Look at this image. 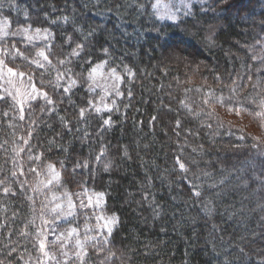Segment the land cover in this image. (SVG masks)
Returning <instances> with one entry per match:
<instances>
[{
	"label": "trees",
	"instance_id": "16d2710c",
	"mask_svg": "<svg viewBox=\"0 0 264 264\" xmlns=\"http://www.w3.org/2000/svg\"><path fill=\"white\" fill-rule=\"evenodd\" d=\"M166 1V7L177 12L175 21L157 18V10L152 8L155 0H38L35 9L28 0H17L19 11L8 7L0 10L12 22L13 30L27 26L23 16L26 10L30 29L48 28L53 37L52 52L55 47L62 59L77 43L85 45L81 57L66 66L84 77L89 69L85 60L92 66L108 61L106 68H116L122 77L120 88L124 92L121 97L112 95L108 99L116 100L119 111L99 113L105 118L111 116V127L103 126L100 116L86 114V121L79 117L78 108L87 106L90 99L96 106H103L98 90L89 93L88 84L81 81L72 93L59 95L51 115L35 105L31 114L29 109L25 112L23 122L4 118L0 121V167L6 171L0 176L10 174L7 170H23L25 175L20 179L27 180L28 186H38L44 180L27 171L34 163L29 164L19 152L21 138L31 131L33 156L41 158L35 164L40 165L41 160L52 163L61 172L64 187L57 190V195L65 189L80 191L73 177L90 192L105 194L103 206L96 212L117 218L112 234L100 238L107 239L103 247L116 251L118 256L108 264H258L264 257V140L244 129V119L223 108L216 109L218 117L234 129H242L247 137L244 142L223 130L220 135H210L213 129L203 127L197 116L209 90L230 84L238 74L256 78L260 66L250 57L252 51L264 54V9L253 17V10L260 8L259 0L161 3ZM243 3L246 15L253 18L230 17L228 9ZM186 11L192 14L185 15ZM221 11L225 19L219 27L216 22L220 18L216 20L212 14ZM65 16L68 21L63 19ZM53 20L56 23H51ZM118 21L125 35L116 30ZM174 37L183 38L185 44L172 53L166 43ZM17 41L21 49L31 47L24 37H15L12 42ZM125 66L132 69L133 77L124 72ZM55 67L63 70L65 66ZM259 75L264 77V70ZM240 83L242 94L252 90L247 79ZM227 91L224 87L225 94ZM60 117H65L68 127ZM246 118L258 128L251 116ZM14 122L23 130L7 126ZM212 123L215 127V121ZM52 140L57 147L49 145ZM257 141L258 147H253ZM102 151V159L96 161ZM178 158L187 172L179 169ZM59 161L64 162V169ZM77 161H88L89 167L74 170ZM105 163L109 164L108 171L104 170ZM193 185L194 192H201L200 197L192 192ZM18 187L9 197L3 196L0 187V224L4 225L0 228V248L15 244L18 253L25 260L31 257L35 264L39 252L31 251V244L11 233L24 229L29 221L39 224L34 209H39L43 196L29 190L28 195L37 198L32 204L19 194ZM205 206L214 209L211 215L205 213ZM92 214L77 210L75 220H69L78 228L95 230L97 222ZM57 224L59 230L68 223L61 220ZM25 246L29 252L24 251ZM87 249V263L102 264L107 252L95 250L93 244ZM0 259H5L3 254Z\"/></svg>",
	"mask_w": 264,
	"mask_h": 264
},
{
	"label": "snow or ice",
	"instance_id": "6c2138e0",
	"mask_svg": "<svg viewBox=\"0 0 264 264\" xmlns=\"http://www.w3.org/2000/svg\"><path fill=\"white\" fill-rule=\"evenodd\" d=\"M160 2L161 0H156L152 8L154 10L158 9ZM4 7L19 11L17 0H0V10ZM155 14L159 20L168 19L175 21L177 19L176 13L172 11H165L163 13L156 12ZM191 14L190 11L185 12V15ZM23 16L27 26H17L13 30L10 19L0 11V121L4 118L19 122L25 121V112L33 106V102L40 106L41 112H55L57 102L50 95L49 91L44 89L47 87L50 90H58L59 94L57 95V99H59V95L72 93L78 84V78L83 76V73H74L72 68L66 65L71 64L73 59H79L81 57L85 45L77 43L65 59L59 60L58 63L65 66L63 70H60L53 65L50 59V56L55 55L52 52V33L48 28L42 29L36 27L33 30V34L28 35L32 26L29 13L25 10ZM63 19L68 21L69 18L65 16ZM51 23H56V21L53 20ZM15 37H25L26 43L31 45V47H25L23 50L17 47V43L20 41L12 42ZM211 39V37H208L209 42H211ZM39 40L48 43H45L42 47H37L36 41ZM68 42H71V38H69ZM32 49H36L34 55L32 54ZM104 52L106 55L108 54L107 49H104ZM250 59L256 61L260 66L256 68L257 75L255 79L251 75L245 77L238 74L237 78L232 79L230 84L224 85L219 90L211 89L203 96L201 104L199 105L201 111L197 118L202 120L203 127L213 129L210 135H220L221 130H223L227 135L235 136L241 142L247 139L242 129H234L231 124H226L225 121L218 117L216 109L219 108H223L226 113H231L238 118L251 116L257 124L264 127V77L259 75L264 70V54L257 55L255 51H252ZM85 63L89 64L90 70H85L87 75L83 78L88 84V92L91 93L99 86L93 74L98 69H103L108 61L98 63L95 66H92L91 62L87 60H85ZM53 69L56 71L55 81L50 78ZM124 72L128 77L134 76L132 69L127 66L124 67ZM109 77H114L116 81L110 87L111 95L115 97L123 96L124 92L121 91L119 83L122 77L117 74L116 68L109 69ZM37 79L39 81V87L34 82ZM244 79L249 81L252 90L242 94L243 85L240 81ZM217 80H219V77H217ZM224 87L228 89L227 94L224 92ZM108 93L109 89L106 88L105 96ZM131 94V89H129L128 96H131ZM105 96L100 97L103 107L96 106L91 99L87 101V106L79 107V117L86 121V114L90 111H95L97 114L101 112L111 113L113 110L119 111L115 99L112 100L111 104L104 103ZM69 102L71 103L70 97ZM10 113L15 114V117ZM99 118L103 126L111 127L114 124L111 116H108V118L100 116ZM60 120L64 127H68V121L65 117H60ZM212 121H215V127ZM32 123H35V121H32ZM177 124L179 126V121ZM9 127L18 128L20 124L14 122ZM236 133L240 134L236 135ZM12 135L15 136V133ZM31 138V131L26 133V138H21V143L26 147H21L19 152H27L29 161L35 163L36 160H40L41 158L39 156H33L34 146L30 143ZM48 143L52 147L58 146L54 140ZM258 145L259 142L257 141L253 144V147H258ZM127 154V149H125L124 155L127 156ZM103 155L104 152L102 151L95 157V160L100 161ZM177 163L181 171L187 172L185 164L180 162L179 158L177 159ZM59 164L61 169H64V162L59 161ZM88 167V161H77L74 165V170ZM38 168L42 169L43 174L46 176V180L39 181L38 186H28L27 180L20 179V176L25 175L24 171L17 173L16 171L7 170L10 174L0 176V187L3 189L4 197L13 196L15 194L13 188L17 185L19 186L17 189L19 194L25 197L26 200L31 201L32 204L37 202V198L28 195L29 190L37 195L43 196V199L39 201V209H34L39 224L35 220L29 221L25 224L24 229H20L11 234L18 235L20 238L26 240L27 243L31 244V251L39 252V255L35 257V264H48L49 261H54L55 264H75L76 261H79V264H87L86 249L88 245L93 244L98 245V248H103V245L108 243V240H98L96 236H89L87 234H83V238H81L82 234L78 231V225L58 230L57 222L64 220L71 225L76 218L77 208H100L105 194L103 192H90L87 187L79 181H76L73 177L72 182L79 184L80 191L71 192L65 189L61 195H57V190L63 189L64 187L63 183L60 182L61 172L56 169L54 164L48 163L45 165L42 160L40 165L30 167L27 171L35 175ZM108 169L109 164L105 163L104 170L108 171ZM5 171L4 167H0V173H4ZM204 175L208 176L210 174L204 173ZM220 183L223 184V181ZM210 187H215V185H210ZM193 188H195V185H193ZM194 195L200 197L201 192L195 191ZM204 211L207 215H211L214 209L205 206ZM69 217H72L73 220H69ZM95 218L98 222L103 221L97 227L106 228L108 230L107 234L110 236L113 226L117 223V218L115 216L106 217L100 214H97ZM3 227L4 225L0 224V228ZM69 242L72 243L71 250H67ZM4 248H7V251H4ZM52 248L59 250V255L63 257V262L57 258V254L52 251ZM24 251L29 252V249L25 246ZM240 251L243 253L244 249L241 248ZM0 254H3L5 257V259H0V264H6V261L7 264H11L12 260H16L17 264H32L31 257H29V260H25L24 256L18 253L15 244L11 247L5 244L3 248H0ZM115 258L116 253L109 249L107 250V255L104 256L102 264H108L110 259L114 261ZM258 264H264V257L261 258Z\"/></svg>",
	"mask_w": 264,
	"mask_h": 264
},
{
	"label": "rangeland",
	"instance_id": "374dc122",
	"mask_svg": "<svg viewBox=\"0 0 264 264\" xmlns=\"http://www.w3.org/2000/svg\"><path fill=\"white\" fill-rule=\"evenodd\" d=\"M26 1V0H25ZM183 2L185 3V4H188L187 2H189V1H187V0H183ZM28 3H29V5H31V8L32 9H35L36 7H35V5L38 3V0H28ZM155 3H156V0H155ZM167 3H168V1H166L165 3H161L160 2V6H159V8L158 9H156L157 10V12L159 11L160 13H163V12H165V11H171V9L169 8V7H166V5H167ZM224 2H222V7H224L223 4ZM259 6H260V8H258V9H255V10H253V17H257V11H259L261 8L262 9H264V0H259ZM131 5H133L134 6V4L133 3H131ZM244 8H245V3H243V5L241 6V7H231V8H229L228 10V14H229V16L230 17H234L235 19H236V17H238V16H242L243 18H241L242 20H244V18H246V19H248V18H250V19H252L253 17L252 16H250V15H246L248 12V10L246 11V10H244ZM246 9V8H245ZM173 12V11H172ZM176 14H177V12H175ZM213 13V12H212ZM245 14V15H244ZM96 16H98V15H96ZM212 16L217 20V19H219V20H217V22H216V25L217 26H219V27H222L223 26V22H224V19H225V17H224V13L221 11L219 14H216V13H213L212 14ZM221 17H222V19H221ZM118 20V19H117ZM99 21V19H96V22H98ZM121 23L118 21V24H116V30L117 31H119L120 33H121V35L122 34H124V32H123V29H122V26L120 25ZM98 26V25H97ZM33 30L34 29H30L29 30V32H28V35H32L33 34ZM125 35V34H124ZM132 36V35H131ZM24 40H25V42H26V39H25V37H24ZM184 39L183 38H180V37H174V39H172L171 40V42L170 43H166V45L167 46H169V49L172 51V53H175L173 50H174V48H179V49H182V46L184 47V45L183 44H185V41H183ZM43 40H39V41H36V44H37V47H42L43 46ZM195 44L196 45H199V41L198 40H195ZM29 46H31V45H29ZM21 47H22V45H21ZM125 48V47H124ZM24 49V48H23ZM22 49V50H23ZM54 49H56L55 47H54ZM53 49V53H55V55H52V57H51V60H52V62H53V65H55V66H57L59 63H58V61L59 60H61L62 59V55H58L56 52H55V50ZM58 50V49H57ZM126 50V49H125ZM35 51H36V49L35 50H32V54L34 55L35 54ZM60 53H61V51L60 50H58ZM176 57V56H175ZM180 58L181 59H185V58H183V55H182V53H180ZM37 59H39V57H37ZM18 63H19V61H18ZM93 76L95 77V80L97 81V83H98V87H96L95 89L96 90H98L97 91V93L99 94V96L101 97V96H105V89L107 88V89H109V93H108V95L107 96H105V100H104V102H106V101H111V100H108L112 95H111V93H110V87H111V85L113 84V83H115L116 81L114 80V77H109V68H106V66L103 68V69H98L97 70V72L96 73H94L93 74ZM53 81H55V78H56V73L55 72H53V73H51V77H50ZM78 81H81V82H84L85 83V81H84V78L83 77H79L78 78ZM34 82H36L37 83V86L39 87V82H37V81H34ZM121 82V81H120ZM119 82V83H120ZM77 86H78V84H77ZM86 88L88 89V85H86ZM23 90V89H22ZM44 90H46V91H49V93H50V95H52L53 96V99L54 100H57V95L59 94V91L58 90H50L49 88H45ZM60 98V97H59ZM94 99L96 100V102L98 103V104H100V105H102L101 103H100V101H98L95 97H94ZM100 99V98H99ZM112 102V101H111ZM110 102V103H111ZM36 104H35V102H33V106L29 109L30 110V113H32V111H33V107L35 106ZM99 107H103V106H99ZM46 112V114L47 115H51L53 112H49V111H45ZM112 112H117V111H115V110H113ZM87 114H89V115H91L92 117H98V116H100L99 114H97L95 111H90L89 113H87ZM25 116H26V114H25ZM239 119H244L242 122H243V127H244V129H248V130H251L250 132H252L255 136H257V137H259V138H261V139H263L264 140V138H263V136H264V134H263V131H264V127H262V126H258V128L255 126V124H253L252 122H251V120H249L248 118H246V117H240ZM251 124L253 125V126H251ZM7 126H9V125H7ZM20 129L21 130H23V127L20 125ZM30 127H31V129L33 130V127H35L34 126V123H30ZM257 128V129H256ZM260 129V130H259ZM21 147H25V145H23L22 144V146ZM24 156H25V160L30 164L31 163V161H29V159H28V156H27V153L26 152H23L22 153ZM37 165L38 164H35L34 163V165H32V167H37ZM46 165V164H45ZM248 166L250 167L251 165L250 164H248ZM23 171V170H22ZM36 174H38L39 176H42L43 178H44V180H46V176L43 174V170L42 169H40V168H38V170H37V173ZM191 190H192V192L193 193H195L194 192V190L195 189H193V187H191ZM102 206H103V201H102ZM101 206V207H102ZM100 207V208H101ZM100 208H96V207H93V208H91V209H85V211H87V212H93V214L91 215L92 217H96V215L97 214H100V213H98V212H96L97 210H99ZM77 210H83V209H79V208H77ZM76 210V211H77ZM101 215V214H100ZM106 217H108V216H106ZM68 219H71L70 217L68 218ZM95 221L97 222L96 223V226H95V230H91L90 228H87V227H81V228H78V231L82 234V236H81V238H83V234H87V235H89V236H96L97 237V239L98 240H102V239H100L101 237H104L105 235H108L107 233H108V230L106 229V228H99V227H97V225L98 224H102L103 223V221H97L96 220V218H95ZM75 227L73 224H71V225H69V224H67V225H65L64 227H62L61 229H59V230H63L64 228H67V227ZM113 228H114V226H113ZM113 228H112V230H113ZM68 246H70V247H68V249L67 250H71V248H72V243L71 242H69V244H68ZM94 246V249L95 250H102V251H105V252H107V250H109L108 249V247L106 248V247H103V248H98V245H93ZM112 248H113V246H112ZM111 248V249H112ZM52 251L53 252H55L56 254H57V257L63 262V257H61L60 255H59V250L58 249H56V248H52ZM114 251V250H113ZM86 252L87 253H89V250L88 249H86ZM115 253H116V251H114ZM117 254V253H116ZM116 257H118L117 255H116ZM50 262H53V263H55L54 261H50ZM110 262V261H109ZM50 264V263H49ZM75 264H79V261H76L75 262ZM88 264V263H87Z\"/></svg>",
	"mask_w": 264,
	"mask_h": 264
}]
</instances>
